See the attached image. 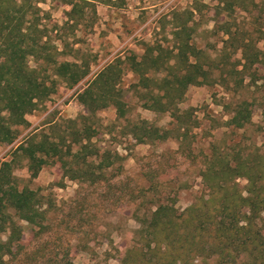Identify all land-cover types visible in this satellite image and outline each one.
<instances>
[{
    "label": "trees",
    "instance_id": "trees-1",
    "mask_svg": "<svg viewBox=\"0 0 264 264\" xmlns=\"http://www.w3.org/2000/svg\"><path fill=\"white\" fill-rule=\"evenodd\" d=\"M61 1L70 6L64 12L66 20L49 29L44 23L49 15L37 7L36 0H0V145L12 144L19 128L29 126L27 116L40 110L60 86L72 89L89 74V66L77 59V50L67 42L69 36L76 40L75 32L86 19L84 8L94 4ZM214 1V32L221 35L215 55L210 44L202 48L195 44L189 25L192 17L182 21L180 15H173L171 49L147 44L142 55L114 59L77 93L82 114L50 121L47 132L29 134L13 151L14 157L25 160L30 178L53 165L61 173L59 188L64 179L110 186L107 173L119 156L92 140L102 127L100 111L112 106L117 121L126 119L128 100L121 88L125 72L134 75L130 88L141 106L171 119L168 129L144 119L128 122L124 135L137 144L165 142L174 136L181 146L187 140L196 125L191 111L180 106L192 86H210L219 79L226 86L233 84L234 91L257 86L264 79V56L257 47L264 39L260 14L264 8L259 9L255 0ZM237 55L239 59L232 63ZM67 56L73 61L59 60ZM29 58L37 63L35 69L29 67ZM228 116V127L244 129L251 123V103L240 100L230 105ZM14 157L0 164V264L21 251L24 225L37 228V234L47 231L53 208L49 195L19 187ZM200 176L205 191L181 210L174 196L161 201L156 176L147 173L149 185L141 191L143 197L150 193L154 207L138 217L135 243L123 252L120 264H264V152L214 147ZM240 179L245 180L242 188ZM71 212L80 211L76 207Z\"/></svg>",
    "mask_w": 264,
    "mask_h": 264
},
{
    "label": "rangeland",
    "instance_id": "rangeland-1",
    "mask_svg": "<svg viewBox=\"0 0 264 264\" xmlns=\"http://www.w3.org/2000/svg\"><path fill=\"white\" fill-rule=\"evenodd\" d=\"M93 7L84 8L86 19L76 30V40L68 38V45L76 49L79 61L89 66V74L72 89L60 86L43 107L27 116L29 126L19 128L17 139L10 145H0V164L10 160L13 151L31 133L48 131L50 121L75 119L84 112L77 93L114 59L130 53L142 55L147 44H160L164 49L173 46L172 16L180 15L193 27L192 35L197 47L210 44L214 54L221 45V35L214 32L217 24L214 0H85ZM259 9L264 0H255ZM35 4L47 12L44 23L49 29L53 24L62 25L65 11L70 9L61 0H36ZM94 9L95 13H90ZM191 13L192 15H190ZM259 14L256 10L255 15ZM264 15V12H260ZM244 24L243 15H241ZM253 28V27H252ZM251 29V28H250ZM257 34H254L256 37ZM54 45L60 48L58 42ZM264 56V39L257 43ZM239 55L231 62L235 63ZM60 61H73L72 57H59ZM28 65L35 69L37 63L29 58ZM264 74V69H263ZM134 75L125 72L121 88L128 100L129 112L125 121L116 120V111L110 106L98 113L102 127L92 142L101 149L119 156L108 171L111 189L105 185H88L62 180L60 171L53 165L45 166L35 179L26 172L25 160L14 157V175L19 187L40 190L49 195L53 208L48 215V229L37 234V228L24 225L21 251L6 257V264H120L123 252L135 243L142 217L154 206L150 193L145 197L141 189L149 185L147 173L154 174L161 201L176 197V207L185 209L205 191L201 178L204 161L214 147L223 146L230 151L241 148H259L264 152V79L257 86L232 90L220 79L210 86H192L180 106L190 110L193 123L187 140L179 146V140L171 136L165 142L137 144L125 136L128 122L147 120L158 127L170 128L168 114L156 113L141 106L130 86ZM248 81L246 80L245 83ZM240 100L251 103V123L242 130L232 129L225 122L229 119L228 107ZM229 105V106H228ZM176 135V134H173ZM239 186L245 180H238ZM135 201H134V199ZM78 208L80 212H71ZM4 238V237H3Z\"/></svg>",
    "mask_w": 264,
    "mask_h": 264
}]
</instances>
